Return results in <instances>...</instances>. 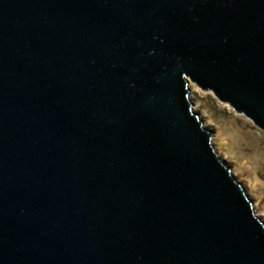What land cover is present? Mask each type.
I'll return each mask as SVG.
<instances>
[{
  "label": "water",
  "instance_id": "obj_1",
  "mask_svg": "<svg viewBox=\"0 0 264 264\" xmlns=\"http://www.w3.org/2000/svg\"><path fill=\"white\" fill-rule=\"evenodd\" d=\"M190 80L264 130V0H0V264H264Z\"/></svg>",
  "mask_w": 264,
  "mask_h": 264
},
{
  "label": "rangeland",
  "instance_id": "obj_2",
  "mask_svg": "<svg viewBox=\"0 0 264 264\" xmlns=\"http://www.w3.org/2000/svg\"><path fill=\"white\" fill-rule=\"evenodd\" d=\"M192 110L212 131L211 143L225 166L245 189L253 211L264 223V130L233 111L211 91L189 81Z\"/></svg>",
  "mask_w": 264,
  "mask_h": 264
}]
</instances>
